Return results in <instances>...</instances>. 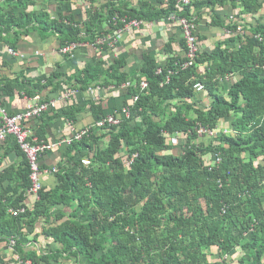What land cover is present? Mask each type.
Segmentation results:
<instances>
[{
	"label": "trees",
	"instance_id": "1",
	"mask_svg": "<svg viewBox=\"0 0 264 264\" xmlns=\"http://www.w3.org/2000/svg\"><path fill=\"white\" fill-rule=\"evenodd\" d=\"M49 1L56 15L49 6L28 11L35 0H0V44L15 49L31 32L54 36L60 46L90 44L114 30V15L155 24L175 11L196 22L192 8L216 5L233 9L229 24L221 22L231 36L211 51L200 47L187 68L184 41L181 55L169 42L163 63L143 55L136 79L126 73L123 54L106 68L104 57L92 58L70 78L54 71L30 90L16 81L31 98L44 89L59 94L64 85L80 92L94 85L129 87L121 91L117 126H94L107 115L102 101L80 99L42 115L33 132L39 144H48L50 122L76 124L87 107L94 124L83 127L91 129L81 140L65 145L67 161L57 165L56 187L43 188L32 205L26 201L28 163L15 143L18 168L0 169V245L14 240L20 260L35 264H60L61 254L89 264H264V0L193 1L182 8L176 0L166 6L164 0H137L132 7L124 0H82L91 4L82 24L75 20L76 0ZM197 82L210 99L205 106ZM13 85L2 84V97L14 93ZM125 107L128 117L120 113ZM199 128L216 135L200 137ZM41 218L44 235L60 249L42 257L23 253L21 239Z\"/></svg>",
	"mask_w": 264,
	"mask_h": 264
},
{
	"label": "crops",
	"instance_id": "2",
	"mask_svg": "<svg viewBox=\"0 0 264 264\" xmlns=\"http://www.w3.org/2000/svg\"><path fill=\"white\" fill-rule=\"evenodd\" d=\"M35 1H37V5L35 7L30 6L28 11L41 10V8L49 6V9L53 7L54 15L57 14V12H55L57 6H55L53 2H50L49 0ZM124 1L127 2L129 7L137 4V0ZM90 5L89 2L82 0H76L74 2L73 10L76 14V22H81L82 24V20L85 19L87 11L91 9ZM96 7H98V5L94 6V8ZM191 12L196 14V36L198 43L203 50L211 51L218 43L227 41L231 36V32L227 31V29L221 25L222 21L225 22V25H228L229 21L232 20L233 9L230 8V6H203L196 11L192 8ZM246 19L247 22H253L251 17H246ZM102 27L108 29V26L104 24ZM108 31H110L108 34L114 35V30L112 31L109 29ZM180 40L183 39L181 30L177 24H164L162 22H157L155 24L148 23L138 30H131L118 36L116 54L127 55L125 71L130 76H135L134 78L136 79L139 77L136 70L142 65V57L145 53L153 54L159 63H163L165 60L163 50L167 43H172V48L178 55L183 53V49L179 46ZM60 47L61 46L56 37L51 36L47 39H42L37 32H31L28 36L21 37L14 49L17 52L16 56L8 53L7 49L10 47L7 46V44H0V87L5 82L14 84V93L2 97L3 103L8 112L11 114L21 112L28 105L35 102V100L41 102H46L44 100H47V102H53L55 103V108L52 110L60 111L61 108L67 107L70 102H77L79 104L80 99L85 104H87V101H102L101 104L107 114H113L120 111L122 108V98L120 95L121 91L124 89H118L114 86H92V88H103L98 92L96 90L93 92L89 90L85 92L76 90L77 94L73 96L72 100H66L63 97L64 92L68 90L65 88L66 85L63 86V90L59 94L52 93L51 89H44L34 98L28 97L25 94V91L23 90L24 88L21 87V84H17L16 81L24 83V85H26L25 89L30 90V85H34L38 78L49 76V74L54 71L63 72L68 78L72 77L78 71L83 70L92 58L100 59L104 57V66L106 68L108 61L112 59L114 55L110 50L105 52L93 49L90 45L84 43L75 50L74 56L71 58L68 55H62L59 51ZM198 94L202 97L204 106L210 103V99H208L205 91ZM199 107H201V105ZM44 117L45 116H42L38 119L28 121L27 128L31 130L32 134L35 130L36 124L41 123V119ZM49 124L50 126L48 127L47 134L49 148L41 155L39 161L40 168L43 172L41 177L43 188L46 190H52L56 187L57 179L55 173L57 171V165L65 164L67 161V158L64 156V149L67 144L63 143V140L70 137L73 131L94 124V118L92 111L87 107L78 116L76 124H71L62 119L50 122ZM225 125L226 128H228L229 124L226 123ZM178 141L180 142L181 139ZM15 143L16 142L12 137L0 142V161L2 163L0 169L9 166L18 168L22 161V157H20L16 151H12ZM26 201L28 205H32L35 203L36 198L32 195H27ZM46 226V221L41 218L35 227L30 230L31 233L27 234L26 238L21 239V242L23 243L21 245L23 253H31L36 257H42L60 249V246L55 243L52 238L44 235L43 232ZM10 241V243L4 242L0 245V250L7 262L5 264H14L17 261L22 262V264H35L32 263L30 259L20 260L17 252L13 250V245L15 244L14 240ZM11 243H13L12 246ZM59 260L60 264H89L82 257L77 259L65 254H61Z\"/></svg>",
	"mask_w": 264,
	"mask_h": 264
},
{
	"label": "built area",
	"instance_id": "3",
	"mask_svg": "<svg viewBox=\"0 0 264 264\" xmlns=\"http://www.w3.org/2000/svg\"><path fill=\"white\" fill-rule=\"evenodd\" d=\"M193 1L197 2H205L208 0H176L175 6L177 8L190 6ZM171 0H164V6L168 5ZM111 23L114 25V35L107 34L99 36L95 39L93 43L88 45L93 49L102 50L106 48L110 50L114 55L113 57H118L116 54V47H118V36L125 34L131 30H138L142 26L147 25L143 20L137 19H129V18H120L117 15L111 20ZM162 23L171 24L175 23L179 26L181 30L182 39L185 43V63L183 65L184 68L191 67L196 63V59L199 53L200 45L198 43V39L196 36V24L195 20L190 19L188 17H184L175 11H171L170 14L163 19ZM86 44V43H85ZM83 45V43H71L61 46L59 51L62 55H68L71 58L74 56L75 50ZM10 55L16 56L17 52L12 49H7ZM160 72V69L158 70ZM171 72H169V75ZM227 80V79H226ZM148 86V83L145 80H142L139 84V88L141 90H145ZM128 84H123L120 86L121 89L128 88ZM102 87H91L89 91H100ZM194 89L197 93H201L205 91L204 85L200 82H197L194 85ZM77 94L76 90H67L64 92L63 97L66 100H72L73 96ZM137 98H135L136 100ZM55 108V103L53 102H41L36 101L32 104L28 105L21 112L11 114L8 112L7 108L3 103V98L0 89V142L5 141L9 137L14 138L16 144L19 147L21 153L25 156L26 161L29 167V180L30 187L27 191V195H32L36 199H38L39 192L43 189L42 183V170L40 168V157L41 155L49 148L48 144L45 143H37V139L33 137V134L30 129L25 127V123L30 120L38 119L44 113ZM121 115L125 117L129 116L128 108H123L120 112ZM117 113L107 114L102 117L98 122L95 123L96 127H105V126H117L120 124V116ZM92 126V127H94ZM91 127H86L81 129L80 131H73L72 135L63 140V143L69 145L73 140H81V138L89 132ZM224 133H227V130H223ZM200 137L204 135L215 136V131H208L203 128H199L197 131ZM136 155H132V159L135 158ZM131 159V161H132ZM84 164H87V161H83ZM23 209H20L22 212ZM13 243H11V246ZM14 264H22V262L17 261Z\"/></svg>",
	"mask_w": 264,
	"mask_h": 264
},
{
	"label": "rangeland",
	"instance_id": "4",
	"mask_svg": "<svg viewBox=\"0 0 264 264\" xmlns=\"http://www.w3.org/2000/svg\"><path fill=\"white\" fill-rule=\"evenodd\" d=\"M173 140L176 141L175 144L178 145L179 141H178L177 137L173 138Z\"/></svg>",
	"mask_w": 264,
	"mask_h": 264
}]
</instances>
